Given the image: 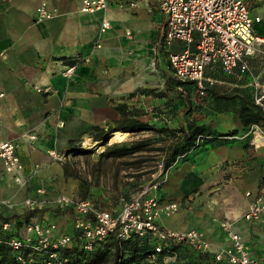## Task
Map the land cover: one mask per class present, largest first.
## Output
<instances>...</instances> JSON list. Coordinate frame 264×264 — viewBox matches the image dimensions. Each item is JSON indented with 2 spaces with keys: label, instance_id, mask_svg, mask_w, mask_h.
I'll list each match as a JSON object with an SVG mask.
<instances>
[{
  "label": "crops",
  "instance_id": "crops-1",
  "mask_svg": "<svg viewBox=\"0 0 264 264\" xmlns=\"http://www.w3.org/2000/svg\"><path fill=\"white\" fill-rule=\"evenodd\" d=\"M43 1L54 10L53 17L38 19ZM132 1L138 4L132 6ZM247 1L252 14L261 17L256 31L264 37V0ZM81 4L0 0V91L5 93L0 98V143L15 142L25 180L19 185L0 157V197L16 204L5 209V215L54 220L59 233H71L73 216L52 202L61 193L78 196L77 155L69 151L86 137L94 141L95 127L114 125L124 106L145 121L158 115L152 119L158 126L175 128L194 120L212 138L180 156L155 191L162 203L179 205L172 215L161 214L160 224L175 230L201 229L212 251H218L231 245L222 228L228 219L264 264V221L244 217L254 198L264 194V145L251 144L240 107L216 98L203 102L193 95L195 105L188 110L169 64L170 53L179 52L183 43L166 45L164 15L152 2L111 0L107 10L93 13L80 11ZM104 18L112 26L101 34ZM74 63L76 72L68 79L64 71ZM252 65L264 73L261 59L253 58ZM208 74L218 80L213 87L217 94L247 92L246 79H229L219 66L210 67ZM115 133L108 145L124 138H115ZM129 133L137 134L124 132ZM255 141L261 144L264 136L255 134ZM53 151L64 159H54ZM27 198L45 201L44 208L31 210L22 204Z\"/></svg>",
  "mask_w": 264,
  "mask_h": 264
},
{
  "label": "built area",
  "instance_id": "built-area-1",
  "mask_svg": "<svg viewBox=\"0 0 264 264\" xmlns=\"http://www.w3.org/2000/svg\"><path fill=\"white\" fill-rule=\"evenodd\" d=\"M146 1L156 5L164 15L162 30L166 45H172L176 41L183 43L179 52L169 55V64L175 79L192 82L196 86L195 95L203 98L218 82L214 76L208 74V70L210 67L219 66L222 74L228 78L246 79L255 104L264 110V73L256 72L252 65L253 58L261 59L264 72V37L256 31V24L261 21V17L252 14L247 0ZM130 4L136 6L138 3L132 1ZM110 5L111 0H82L80 11L93 13L107 10ZM119 5L124 6L125 2L120 1ZM54 14L46 1L37 9L38 19H48ZM111 26V21L104 18L100 33H106ZM127 34L130 35L131 32L128 31ZM77 65H68L64 71L65 77L72 79ZM38 90L41 91L42 88L38 87ZM4 95L0 91V98ZM249 133L253 134L252 145H264V142L258 144L255 141V134L264 136V129L258 123L252 124ZM31 137L35 138V135ZM87 141L90 142L91 138L86 137L82 144ZM51 156L57 160L64 159V156L55 151L51 152ZM0 157L6 172L13 174L14 180L23 185V164L15 142H1ZM170 167L164 170L163 161H159L151 181L136 196L121 198L120 206L116 209L104 208L90 197L65 193L55 196L52 199L53 204L69 211L73 216L75 235L59 233L58 223L54 220H37L26 223L21 236H7L5 234L11 230L12 223L4 221L0 223V243H5L17 251L15 264H76L61 254V249L72 245L75 238L82 243L84 250L92 251L97 242L111 235L122 240L137 234L154 239L156 253L166 251V261L175 260L177 257L176 253L166 249L169 242H175L188 244L203 252H211L216 260H226L229 264H262L261 259L253 254L250 245L229 220L222 222V228L231 245L218 251H212L204 233L197 228L175 230L160 224L161 214L170 216L179 207L175 201L162 203L155 193L165 183ZM40 192L45 191L41 189ZM247 194L250 195L249 192ZM22 204L31 210H41L45 201L27 198ZM15 206L10 199L0 197V215L5 209ZM244 217L249 221H264V194L254 198ZM27 248L43 256L25 255L23 251Z\"/></svg>",
  "mask_w": 264,
  "mask_h": 264
},
{
  "label": "trees",
  "instance_id": "trees-1",
  "mask_svg": "<svg viewBox=\"0 0 264 264\" xmlns=\"http://www.w3.org/2000/svg\"><path fill=\"white\" fill-rule=\"evenodd\" d=\"M173 82L182 87L181 94L186 99L188 110L193 109V95L196 93V86L192 82H182L171 78ZM234 79V77H229ZM236 79V78H235ZM215 95L213 88L208 93ZM207 96V95H206ZM237 104L240 109V117L245 128L254 123H261L264 120V110L255 104L252 90L247 87L244 93L223 94V101H230ZM224 103V104H226ZM122 117L108 128L95 127L92 138L95 142L101 143L107 148L100 154V160H119L124 169H140L154 153L162 154L161 160L164 170H167L180 156L190 150L200 146L203 141L211 140V136L203 125L196 121H187L178 127L158 126L153 118L158 115L151 114L150 120L145 121L132 112L126 111L124 106H120ZM187 111V110H186ZM158 118V117H157ZM156 118V119H157ZM123 131L131 133L149 132L154 137L145 136L131 141H119L108 145L110 136L114 132ZM235 132V131H234ZM235 134V133H233ZM156 136V137H155ZM157 136L164 138L160 141ZM75 155L88 154L91 151L84 145H77L72 151ZM83 197H89L83 195ZM37 211V209L33 210ZM60 212H65L59 208ZM69 212V211H67ZM10 221L11 230L7 231V236H21L23 227L29 222L26 216L0 215V223ZM75 235L76 231L71 232ZM166 249L177 254L175 260L166 261V251L156 253L154 239L145 236L141 237L133 234L128 239H119L116 235H111L95 244L92 251L84 250L82 243L75 238L72 245L61 249V254L70 258L76 264H229L226 260L218 261L211 252L196 250L185 243L169 242ZM17 251L13 250L5 243H0V264H15ZM25 255L40 257L41 254L34 252L31 248L23 251ZM155 258H152V256ZM43 256V255H42ZM41 256V257H42Z\"/></svg>",
  "mask_w": 264,
  "mask_h": 264
},
{
  "label": "rangeland",
  "instance_id": "rangeland-1",
  "mask_svg": "<svg viewBox=\"0 0 264 264\" xmlns=\"http://www.w3.org/2000/svg\"><path fill=\"white\" fill-rule=\"evenodd\" d=\"M214 93L215 95L209 92L207 96L200 100L203 102L205 99L210 100L213 98L223 100V94ZM229 95H231V92ZM258 124L264 129V120ZM251 127L252 125L247 128L248 133ZM137 135H140L138 138L145 136L154 137L149 132L137 134L129 133L124 136L122 141L135 140L137 139ZM249 137L252 138L253 134L249 133ZM157 138L160 141L164 139L162 136H157ZM82 145L86 147V150L88 149L91 152L77 155L78 168H76V170L80 178L78 196L83 197V195H88L104 208H114L120 204L121 198L124 197L129 199L140 193L143 187L151 181L152 173L157 170L158 162L162 157V154L154 153L140 169H124L123 166L120 165L119 160H101V162H99L100 154L107 146L98 142L95 143L92 140ZM233 226L235 227L234 224ZM180 227L183 228L184 223H181ZM201 231L204 233L203 230Z\"/></svg>",
  "mask_w": 264,
  "mask_h": 264
},
{
  "label": "bare ground",
  "instance_id": "bare-ground-1",
  "mask_svg": "<svg viewBox=\"0 0 264 264\" xmlns=\"http://www.w3.org/2000/svg\"><path fill=\"white\" fill-rule=\"evenodd\" d=\"M125 135L126 134H124V132L123 133L122 132H117V133H115V138L122 139ZM234 229L237 230L236 227H234Z\"/></svg>",
  "mask_w": 264,
  "mask_h": 264
}]
</instances>
